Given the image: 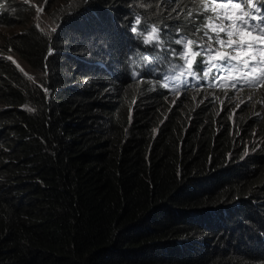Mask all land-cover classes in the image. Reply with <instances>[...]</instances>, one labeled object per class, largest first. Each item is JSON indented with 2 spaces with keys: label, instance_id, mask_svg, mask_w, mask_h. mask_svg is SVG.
<instances>
[{
  "label": "trees",
  "instance_id": "16d2710c",
  "mask_svg": "<svg viewBox=\"0 0 264 264\" xmlns=\"http://www.w3.org/2000/svg\"><path fill=\"white\" fill-rule=\"evenodd\" d=\"M20 19L5 50L43 71L52 94L0 59V264H264L244 242L264 229V144L239 157L252 127L264 139V95L231 127L205 103L166 114L164 93L146 80L117 83L113 98L72 91L59 52L45 59L60 36ZM233 198L223 224L248 220L234 238L199 223L205 213L173 209Z\"/></svg>",
  "mask_w": 264,
  "mask_h": 264
},
{
  "label": "clouds",
  "instance_id": "9594fccd",
  "mask_svg": "<svg viewBox=\"0 0 264 264\" xmlns=\"http://www.w3.org/2000/svg\"><path fill=\"white\" fill-rule=\"evenodd\" d=\"M19 1L25 2L31 8L21 14L20 10L16 9ZM58 1L57 3L55 0H47V2L0 0V16L11 18L9 23L0 20V27L19 25L21 28L0 38V59L10 60L8 58L11 57L10 61L18 71H21L16 60L22 62L24 60L14 52L8 51L9 48L5 50V38L24 29L21 22L16 23L15 19L20 17V20L25 21V26L34 24L39 31L49 32L52 39L60 36L63 42L61 48L49 49L45 59L48 54L59 52L58 68L62 81L64 80L63 86L72 91H82L91 87L94 93L100 91L102 98H113L117 83L123 82L127 88L131 80H146L151 89H159L164 93L169 104L166 114L174 105L179 107L191 105L195 109L205 103L216 115L222 114V117L230 122L231 127L235 126L237 120L241 123L244 119L243 115L250 113L252 116L261 110L257 103L264 95V86L252 88L238 84L235 89L220 87V84L226 83L217 78L220 73L214 70L211 76L207 78L203 76L204 65L201 63L203 57H197L193 65L196 76L182 77L179 82L169 80L167 81L169 88L163 87L166 82L165 77L178 75V70L184 63L177 55L183 45L175 41L182 37L194 39L202 37V33H197L196 29L203 22V15L196 11L193 0H115L114 6L105 3L106 0ZM49 2L52 4L47 5ZM55 3L58 8L55 6L51 15L42 17L45 10L51 6L53 8ZM36 6L43 9L40 13L41 20H28L27 14H34ZM189 11L193 12L192 16L187 15ZM24 13L25 17L22 18ZM90 13L95 17L88 16ZM137 18L140 19L139 24L136 23ZM43 22L51 23V27L47 28L48 24L44 27ZM37 24L39 27L36 26ZM152 26H156L159 30V42L146 44L144 37L148 35ZM133 28L136 30L133 31ZM36 83L43 87L46 99L50 100L52 92L49 86L43 85L39 79ZM174 88L176 90H173ZM0 108L7 106L0 103ZM257 131L258 126L255 125L251 128L250 134L244 138L243 144L240 145L239 157L254 152L264 144V139ZM232 158L229 152L226 161L231 162ZM256 195L264 198V193ZM248 196H245L246 200L254 197L253 194ZM236 204L237 201L233 198L225 202L210 201L199 208L190 204L189 207L174 206L173 209L187 214L192 211L205 213L199 223L209 231L220 230L223 226L225 231L229 229L227 233L234 238L237 226L241 222L248 224V220L239 215L231 217L234 223L223 224L224 216L235 212ZM182 212L178 213L179 216L184 215ZM256 231L257 235L248 233L244 242L260 263L264 260V229L257 228ZM201 236L203 235L199 237ZM237 246L242 247L238 244ZM243 248L245 249V246Z\"/></svg>",
  "mask_w": 264,
  "mask_h": 264
},
{
  "label": "snow or ice",
  "instance_id": "6c2138e0",
  "mask_svg": "<svg viewBox=\"0 0 264 264\" xmlns=\"http://www.w3.org/2000/svg\"><path fill=\"white\" fill-rule=\"evenodd\" d=\"M193 3L196 11L203 15V22L196 29L202 37H182L175 41L183 45L177 55L184 63L178 75L165 77L163 87L169 88V80L179 82L182 77L196 76L193 65L197 57H203L205 78L214 70L221 74L217 78L226 83L220 87L235 89L238 84L252 88L264 86V0H193ZM42 11L37 8L38 16ZM187 15L192 16L193 12L189 11ZM136 23H140L139 18ZM154 41L159 42L156 26H152L144 37L146 44Z\"/></svg>",
  "mask_w": 264,
  "mask_h": 264
},
{
  "label": "rangeland",
  "instance_id": "374dc122",
  "mask_svg": "<svg viewBox=\"0 0 264 264\" xmlns=\"http://www.w3.org/2000/svg\"><path fill=\"white\" fill-rule=\"evenodd\" d=\"M59 2V1H58ZM57 2V3H58ZM55 3L53 5V8L51 7H48L47 10H45L44 14L42 15V17L44 16H48V15H51L53 13V9L54 7L56 6ZM52 4L51 2H49L47 5H50ZM59 5V4H58ZM35 6V5H34ZM37 6L34 7V14L32 13H28L27 14V19L28 20H32V21H39L41 20L40 19V14L38 16V13H37ZM51 9V10H50ZM88 16L90 17H95L93 14H89ZM26 19V20H27ZM97 19V18H96ZM45 24H48L46 25L47 28H50L51 26V23H46V22H43V26L45 27ZM20 26L19 25H11V27H0V38L3 37L4 35H7L8 33H11V32H14V31H17V30H20ZM53 30H55V26H53ZM17 64H18V67L20 68L21 71V74L25 77V79L28 81V82H31V83H34V81H36L38 78H41V76L44 75V72L41 71V70H38L34 67H31L29 65H27L26 63H24V61L22 62L21 60H16Z\"/></svg>",
  "mask_w": 264,
  "mask_h": 264
}]
</instances>
